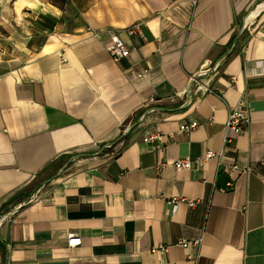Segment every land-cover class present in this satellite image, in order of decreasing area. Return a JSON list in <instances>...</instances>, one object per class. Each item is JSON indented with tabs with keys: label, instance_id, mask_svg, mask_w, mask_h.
<instances>
[{
	"label": "crops",
	"instance_id": "1",
	"mask_svg": "<svg viewBox=\"0 0 264 264\" xmlns=\"http://www.w3.org/2000/svg\"><path fill=\"white\" fill-rule=\"evenodd\" d=\"M239 103L249 124L224 132ZM2 215L0 264H264V0H0Z\"/></svg>",
	"mask_w": 264,
	"mask_h": 264
},
{
	"label": "built area",
	"instance_id": "2",
	"mask_svg": "<svg viewBox=\"0 0 264 264\" xmlns=\"http://www.w3.org/2000/svg\"><path fill=\"white\" fill-rule=\"evenodd\" d=\"M253 11H251L249 14L245 16V21L246 25L250 22V20H247L248 17L251 15ZM125 32L128 35H138L142 38L143 35L139 31L138 27L136 25L129 26L125 28ZM110 33V43L107 46L108 52L111 55V58L115 61L121 60L123 58H126L130 54V49L124 42L123 38L121 37L120 33L117 31H111ZM225 56H223L219 61H217L214 65L213 68H208L206 71H202L205 75L207 74V71L212 69L213 71L216 70L220 63L223 61ZM197 85V89H199V84L198 81H195L193 86ZM184 92H176L175 96H184ZM188 103L190 102L189 99L186 100ZM155 108L152 107L148 109L146 112H152L154 111ZM250 122V116L248 113V109L244 107L243 103H239L236 106H233L229 109L227 119L224 123V132L227 130L233 131V133L239 135L244 131L246 126ZM199 126V122L196 119H190L188 121H182L179 125V130L184 131V132H191L194 129H196ZM165 134L161 132L160 130L156 128L149 129L145 131V134L143 136V141L144 142H152L155 143V148L158 151H161L164 147L165 144ZM224 143L229 142L230 138L227 137V135H224L223 139ZM110 145L107 143L104 145V148H108ZM222 154V151L215 153L213 151H206L203 155L191 159L190 157H181L178 160H176L173 163V166L177 172L182 171V170H190L192 168H199L202 166V164L214 157H220ZM165 163H159V166L164 165ZM239 170L242 173H249L252 168L251 167H245V168H240L238 167L237 164L233 163L232 165L229 166L226 171H235ZM33 197H31L28 201H31ZM179 202H187L189 205L193 206L195 204V201H190V200H185L183 198H177L173 197L169 200H167L168 205H175ZM6 215H2L0 218V221L5 218ZM82 240L81 237L78 235H75L73 233H70L67 237V245L69 248L71 247H76L81 244ZM183 247H189V246H199L200 245V239H195V240H182L179 241V243ZM160 249L162 251H166L167 247L160 245L157 248H154L153 251Z\"/></svg>",
	"mask_w": 264,
	"mask_h": 264
},
{
	"label": "water",
	"instance_id": "3",
	"mask_svg": "<svg viewBox=\"0 0 264 264\" xmlns=\"http://www.w3.org/2000/svg\"><path fill=\"white\" fill-rule=\"evenodd\" d=\"M246 27V21H245V17H244V19H243V23H242V26H241V28H240V30H239V33L237 34V36H236V38H235V40H234V42H233V46L237 43V41H238V38H239V35L242 33V31L244 30V28ZM213 70L212 69H210V70H208L207 71V73H210V72H212ZM203 76H205V74L203 73V72H201V73H199L196 77H194L192 80H191V82L189 83V85H188V95H189V90L191 89V87H192V85L194 84V82L195 81H198L199 80V78H202ZM184 105H186V104H184ZM109 144V143H108ZM103 148H104V146H103Z\"/></svg>",
	"mask_w": 264,
	"mask_h": 264
}]
</instances>
